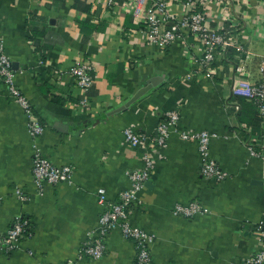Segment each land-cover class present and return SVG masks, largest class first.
<instances>
[{
    "label": "crops",
    "instance_id": "obj_1",
    "mask_svg": "<svg viewBox=\"0 0 264 264\" xmlns=\"http://www.w3.org/2000/svg\"><path fill=\"white\" fill-rule=\"evenodd\" d=\"M116 0H0V45L14 70L13 83L44 126L35 143L55 166L74 170L70 184L45 185L37 194L32 180V145L22 110L0 84V264H132L135 246L118 230L104 237L105 255L77 260L78 250L95 229L103 208L97 190L116 201L127 189L129 173L143 167L148 154L152 173L132 206L129 221L154 235L152 264H240L254 250L252 227L264 213V165L250 158L251 127L226 108L232 100L236 67L244 80H264V0H224L212 4L208 27L232 29L243 51L220 59L211 79L185 75L196 68L198 46L182 40L168 49L148 45L141 32L148 2L138 18ZM173 19L182 16L180 0H167ZM94 68L89 107L67 73L78 61ZM155 85L132 97L148 81ZM235 101V100H233ZM237 102V101H235ZM238 103V102H237ZM239 105V104H238ZM179 120L163 149L132 147L125 128L154 136L168 111ZM240 110V105H239ZM260 132L261 127L259 126ZM207 131L210 156L228 173L221 183L200 175L195 141L179 132ZM252 137V138H251ZM15 189L26 197L20 201ZM197 201L207 213L186 219L172 215L176 204ZM22 216L30 232L18 248L5 251L1 239Z\"/></svg>",
    "mask_w": 264,
    "mask_h": 264
},
{
    "label": "built area",
    "instance_id": "obj_2",
    "mask_svg": "<svg viewBox=\"0 0 264 264\" xmlns=\"http://www.w3.org/2000/svg\"><path fill=\"white\" fill-rule=\"evenodd\" d=\"M223 1L180 0L181 9L184 12L178 19H173L169 14L167 0H127L124 7L132 17L138 18L141 14L142 4L148 2V7L145 10V27L141 30L145 42L162 50L168 49L179 40H182L187 48L198 46L200 56L192 58L196 68L186 74L185 79L190 80L198 75L211 79L215 72V64L220 59H224L229 50L235 49L238 53L243 51V45L234 35L232 29H227L222 24L215 27L206 25L207 13L211 12V5L221 4ZM115 3L116 0H103V6L106 8H112ZM243 70V65L236 67L232 96L248 98L257 109L261 132L255 139L246 141L245 145L248 156L260 160L264 165V80L251 84L243 79L245 77ZM259 72L263 73L264 68L260 67ZM67 73L72 77L81 93L79 105L88 108V92L94 79L93 65L89 61H78L68 69ZM13 75L12 63L0 45V84L5 87L7 96L22 110L27 121L28 132L34 141L31 173L37 194L42 193L45 185L70 184L74 174L73 168L55 166L43 156L36 145L35 140L42 135L44 126L34 115L27 98L14 85ZM226 108L234 113L239 111L238 103L233 100L226 102ZM178 120V111H168L164 121L157 125L154 136L135 133L133 129L125 128L123 131L124 139L132 147H143L149 150L163 149L167 145L170 129L175 130ZM179 137L182 140L196 142L200 160V175L204 179L217 184L228 178V173L221 169L210 156V142L216 137L214 134L207 131H180ZM143 159V167L129 173L130 185L127 189L119 192L116 201H108L104 189L97 190V201L103 208L95 229L97 237L91 239V233L87 235L86 241L78 250V261L82 259L100 260L106 251L104 237L110 232L118 230L125 240L134 243L136 253L132 264H152L150 247L154 242V235L133 226L129 221L131 208L137 202L138 194L144 188L153 169L148 154H145ZM14 194L18 200H26L21 189H15ZM2 201L3 198L0 196V204ZM206 213L207 209L197 201L176 204L172 209L173 216L186 219ZM27 227L28 221L22 216H16L1 239L2 248L8 252L17 249L20 240L27 235ZM252 232L255 238L254 250L240 264H264V213L262 218L253 225ZM66 264H77V262L70 260Z\"/></svg>",
    "mask_w": 264,
    "mask_h": 264
},
{
    "label": "trees",
    "instance_id": "obj_3",
    "mask_svg": "<svg viewBox=\"0 0 264 264\" xmlns=\"http://www.w3.org/2000/svg\"><path fill=\"white\" fill-rule=\"evenodd\" d=\"M142 30L144 29L145 25H141ZM236 55L235 51L229 50L224 60L232 61L233 56ZM232 100H235L240 105V110L237 112V121L241 124H245L246 126L251 127L250 134L251 135H259L260 133V121L257 114V109L255 105L248 99L242 96H234ZM25 219V218H24ZM30 232L29 228L27 227L26 233Z\"/></svg>",
    "mask_w": 264,
    "mask_h": 264
},
{
    "label": "water",
    "instance_id": "obj_4",
    "mask_svg": "<svg viewBox=\"0 0 264 264\" xmlns=\"http://www.w3.org/2000/svg\"><path fill=\"white\" fill-rule=\"evenodd\" d=\"M14 66V65H12ZM155 85V81H148L147 85L143 88H141L131 99V101L129 102L130 104L133 103L134 101H136L137 99H139V97H141L146 91L150 90L152 88V86Z\"/></svg>",
    "mask_w": 264,
    "mask_h": 264
}]
</instances>
